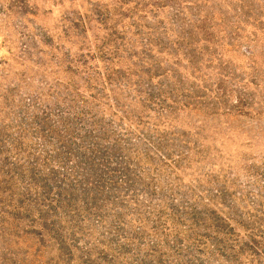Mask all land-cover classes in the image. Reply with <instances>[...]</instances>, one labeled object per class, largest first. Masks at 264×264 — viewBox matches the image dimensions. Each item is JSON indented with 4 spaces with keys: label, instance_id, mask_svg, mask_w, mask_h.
<instances>
[{
    "label": "rangeland",
    "instance_id": "374dc122",
    "mask_svg": "<svg viewBox=\"0 0 264 264\" xmlns=\"http://www.w3.org/2000/svg\"><path fill=\"white\" fill-rule=\"evenodd\" d=\"M158 1L0 0V264H264V0Z\"/></svg>",
    "mask_w": 264,
    "mask_h": 264
},
{
    "label": "trees",
    "instance_id": "16d2710c",
    "mask_svg": "<svg viewBox=\"0 0 264 264\" xmlns=\"http://www.w3.org/2000/svg\"><path fill=\"white\" fill-rule=\"evenodd\" d=\"M186 1V0H184ZM183 1V6H186ZM195 2L200 1V3L206 2V0H194ZM116 4L119 6L117 11L115 12V17L108 16V24H107V37L114 38L115 41H118L120 38L118 36H126V48L127 47H141L147 42L150 46L153 41L154 36L165 35V28H161V31H152L150 28L146 26L145 19L147 17H151L153 20L157 19L159 13L163 9L162 5L158 0H151V2H137L135 0H116ZM181 6V5H180ZM125 8V14L121 13V9ZM116 12L119 19H122V25L118 27L115 24ZM183 11L177 7L173 14V21L179 22V15L182 14ZM95 17H104L101 14L93 15ZM214 17V14L208 18V16L202 15L199 12H190L189 18L186 22L176 27L177 29V39L183 42H186L187 45L191 46L193 43L210 42V30L211 25L210 21ZM111 22V23H110ZM114 22V24H112ZM264 22V20H263ZM160 23V21H159ZM117 27V28H116ZM117 29L120 30L117 33ZM264 31V28H263ZM193 35L198 36L197 40H193ZM231 39V36H228ZM225 36V37H226ZM137 38L138 44L135 46L134 40ZM121 42L123 40L121 39ZM129 49V48H128ZM180 55L182 58H187L186 53L175 54V56ZM144 66V65H143ZM147 66V65H145ZM106 72V69H105Z\"/></svg>",
    "mask_w": 264,
    "mask_h": 264
}]
</instances>
